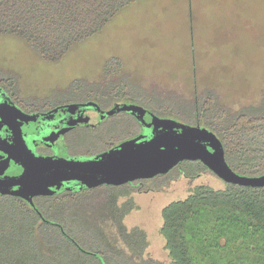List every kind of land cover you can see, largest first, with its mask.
<instances>
[{"label":"trees","instance_id":"trees-1","mask_svg":"<svg viewBox=\"0 0 264 264\" xmlns=\"http://www.w3.org/2000/svg\"><path fill=\"white\" fill-rule=\"evenodd\" d=\"M137 1L0 0V34L19 36L45 60L56 62ZM111 61L108 74H119L121 62ZM112 83L105 92L133 95L158 114L171 107L170 117L214 131L238 173H264V92L258 103L234 109L213 87L176 98L157 89L149 93L131 89L123 77ZM203 171L214 173L200 160H185L164 177L173 172L196 177ZM226 184L224 189L198 185L185 199L164 207L161 233L174 264H264V187ZM68 201L54 199L55 212H49L48 218L61 222L71 239L57 225L41 223L29 208L0 204V264H73L72 249L82 254L76 264H162L144 259L146 232L140 227L129 230L123 222L134 207L132 201L121 207L110 197L95 194ZM106 216L117 225L126 247L107 232Z\"/></svg>","mask_w":264,"mask_h":264},{"label":"rangeland","instance_id":"rangeland-1","mask_svg":"<svg viewBox=\"0 0 264 264\" xmlns=\"http://www.w3.org/2000/svg\"><path fill=\"white\" fill-rule=\"evenodd\" d=\"M114 58L122 71L110 75L106 68ZM122 77L142 93L157 89L189 98L195 90L213 87L234 109L258 103L264 92V0H139L56 62L45 60L19 36L0 34V83L22 104L89 99L109 92L113 79ZM173 110L159 115L170 117ZM173 129L180 131L181 125ZM162 184L149 183L160 187L157 191L133 192L134 207L123 222L129 230L146 232L144 259L174 264L161 233L164 207L185 199L198 185L224 189L227 184L210 171L196 177L173 172ZM104 227L126 247L109 216ZM72 254L73 264L81 260L79 251Z\"/></svg>","mask_w":264,"mask_h":264},{"label":"flooded vegetation","instance_id":"flooded-vegetation-1","mask_svg":"<svg viewBox=\"0 0 264 264\" xmlns=\"http://www.w3.org/2000/svg\"><path fill=\"white\" fill-rule=\"evenodd\" d=\"M0 88V182L20 178L29 166L34 167L38 157L102 160L108 152L122 143L147 134L144 121L129 110L132 104L142 105L147 109L143 116L146 123L151 122L152 114L159 115L130 95L114 96L104 91L85 100H66L53 106H39L28 102L22 104L2 83ZM6 100L14 102L16 107L5 103ZM89 101L97 105L70 106ZM46 169L44 173L54 193L36 194L30 201L18 194L20 184L4 186L3 190L11 192H0V204L8 209L24 206L33 210L41 223L57 225L62 235L68 239L71 236L63 224L48 218L49 212H55L51 206L54 199L69 204L68 199L74 196L95 194L108 196L122 207L129 201L133 202L132 195L135 191L160 189L150 187L149 183L157 181V185L162 186L165 175L136 178L116 184L74 169ZM76 176L80 179H75ZM70 177L73 179L66 180ZM87 181L90 185L85 187Z\"/></svg>","mask_w":264,"mask_h":264},{"label":"water","instance_id":"water-1","mask_svg":"<svg viewBox=\"0 0 264 264\" xmlns=\"http://www.w3.org/2000/svg\"><path fill=\"white\" fill-rule=\"evenodd\" d=\"M1 92V88H0ZM16 107L14 102L5 101ZM95 102L71 104V107L96 106ZM138 118L145 123L147 134L122 143L119 147L108 152L102 160L69 159L65 157H38L33 168L13 181L0 182V192L7 193L2 187L21 185L19 195L32 201L36 194H52V186L47 182L44 170L58 168L74 169L102 177L108 183H124L136 178H151L158 174L172 171L180 162L185 160H200L217 176L226 182L250 187H264V173L250 176L235 171L226 159L222 140L209 128L201 124H184L173 117H162L152 114V120L146 123L143 116L147 109L142 105L129 106ZM114 112V111H111ZM86 122V120L84 121ZM174 124L181 125V130L173 129ZM46 169V170H47ZM80 179L76 176L75 179ZM70 177L66 180H72ZM82 181L83 178H81ZM90 184L87 181L85 187Z\"/></svg>","mask_w":264,"mask_h":264}]
</instances>
